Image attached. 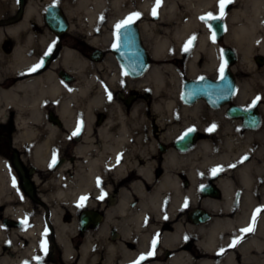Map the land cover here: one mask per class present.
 I'll use <instances>...</instances> for the list:
<instances>
[{"label": "flooded vegetation", "instance_id": "1", "mask_svg": "<svg viewBox=\"0 0 264 264\" xmlns=\"http://www.w3.org/2000/svg\"><path fill=\"white\" fill-rule=\"evenodd\" d=\"M92 7L0 0V264H176L179 223L216 238L215 249L202 251L201 232L186 236L181 251L191 258L231 255L239 264L243 253L258 264L264 100L235 114L202 100L200 109H153L144 77L169 62L180 88L187 52L153 58L140 24L156 25L155 7L131 22L147 56L145 68L132 69L143 56L117 42L124 20L92 16ZM177 98L180 108L193 107L180 89ZM176 187L192 191L179 207Z\"/></svg>", "mask_w": 264, "mask_h": 264}, {"label": "bare ground", "instance_id": "2", "mask_svg": "<svg viewBox=\"0 0 264 264\" xmlns=\"http://www.w3.org/2000/svg\"><path fill=\"white\" fill-rule=\"evenodd\" d=\"M81 1V0H80ZM91 1L93 4L92 16L100 14L104 11H109L117 18V20H125L133 13L147 16L150 10L155 8L159 11V19L162 20L164 28L161 26L159 31H162L163 36L159 32H155L156 25L140 24L142 32H146L152 36L151 54L154 59L166 60L180 55L185 51V45L189 47V41L192 34L202 27L201 17L208 16L207 14L213 11H219V0H160L157 5L156 0H82ZM235 10L226 15L228 22L227 29V45H230L239 54L240 66L245 68L248 73H252V67L248 61L249 55L254 51V48L259 49V54L264 55V0H232ZM86 7V6H85ZM231 7V6H230ZM229 7V8H230ZM135 8V9H134ZM136 18V17H134ZM133 18V19H134ZM226 21V20H225ZM164 28V29H163ZM163 29V30H162ZM262 32V33H261ZM208 32L205 36H201L197 45L194 44L188 49L186 59V76L189 79L197 77L199 74L209 75V69L215 63V57H220L217 50V42L206 44ZM149 44V39L147 40ZM200 53L206 57L205 68L199 70L197 60ZM248 61L250 67H245L244 62ZM169 62H164L161 65L153 66L148 74L144 77L143 82L152 90L155 100L153 109H163L167 113H172L176 109H200L199 104H193L191 108H180L178 104L177 88L178 81L176 71L169 65ZM178 89V90H177ZM251 90L243 86L240 88L239 94L236 97L235 103L239 106H244L253 102L254 98L264 100L261 94H249ZM248 97V98H247ZM255 99V100H256ZM264 109V107H262ZM162 110V111H163ZM192 191L183 193L176 187V205L181 203L185 198H188ZM202 233V236L197 240V247L202 251H212L215 249L216 238L213 235H206L204 227L193 228L187 226L182 228L181 224H176V264H235L232 261V256L227 255L223 261L216 262L206 258L193 259L182 250L180 246L184 238L190 234ZM214 234V232H212ZM253 240H250L252 245ZM241 262L239 264H248V256L240 254ZM253 261V258H251ZM258 264H264V256L259 255L257 258ZM237 264V263H236Z\"/></svg>", "mask_w": 264, "mask_h": 264}, {"label": "water", "instance_id": "3", "mask_svg": "<svg viewBox=\"0 0 264 264\" xmlns=\"http://www.w3.org/2000/svg\"><path fill=\"white\" fill-rule=\"evenodd\" d=\"M209 27L212 30L214 37L217 41H220L224 35L225 24L221 19H212L209 22ZM132 42L136 48L142 52L143 59L138 65H131L132 69L145 68L147 64V56L140 45V37L138 28L135 24H128L126 27H122L117 32V42ZM133 54L129 57H136ZM224 63L227 66L222 72L219 80H212L207 77L200 79H185L181 89V101L187 105H193L196 102L203 100L214 109L229 106L236 95L237 85L236 79L232 73V67L237 60L236 53L230 47H225L222 51ZM264 62L261 58L256 59V63L261 65ZM228 109H232V114H235L234 109H245L239 105L231 104ZM256 109V108H248Z\"/></svg>", "mask_w": 264, "mask_h": 264}, {"label": "rangeland", "instance_id": "4", "mask_svg": "<svg viewBox=\"0 0 264 264\" xmlns=\"http://www.w3.org/2000/svg\"><path fill=\"white\" fill-rule=\"evenodd\" d=\"M176 2H177V0H176ZM234 10H235V6H233L232 2L231 3H228L225 6V8H224V15H223V18H222L224 20V22L226 23V32H225V35H224V38H223V44L224 45H227L226 44L227 43V41H226L227 40L226 35H227V29H228L227 18H225V17H226L227 14H228L227 16H229V14L232 13ZM211 14L213 16H219L220 10L219 11H216L215 10ZM207 17L208 16H206L205 19L202 20V27L198 28L194 32V34H192L193 37L190 38L191 43H190L188 49L191 48L192 46H194V44L197 45L199 38L201 36H203V35L205 36V34L207 32H209L208 21L210 19L207 18ZM143 20H147V18L144 17ZM163 23L164 22H162V20L159 19L157 21L156 27H155L156 28L155 32L156 33L159 32V35H161V36H163L164 34L162 33V31H159L158 29H161V26H163L164 28L166 27L165 25H163ZM190 40H186V42H188ZM205 40H206V44L207 45H209L210 42H214V41H211L210 39H206V38H205ZM227 46H229V45H227ZM221 47H222V44L221 43L216 46L217 50H219V53L221 51ZM183 52L185 53V51H182V53ZM236 53H237V62H236V64L233 65L232 71H233V75H234V77L236 79V83H237V89H238L237 95L239 94L240 88H242L243 86H245V88L251 90V91H249L250 92L249 94H254V95L255 94H261L264 97V63H262L261 65H258L256 63V57H260L262 60H264V55L259 54V49H257V48L255 49L254 48V51H252V53L249 55V59H248V61L250 62V65H251L253 71H252V73L251 72L248 73L245 70V68H242L240 66V64H241L240 61L241 60H240V57H239V54H238L237 51H236ZM219 58H221V54H220V57ZM219 58H218V56H216L215 57V63L212 64V66L209 68L212 71L211 74H209V75L199 74L197 77H193V78H196L197 79V78H200V77H203V76L209 77V78L217 77L220 74L221 65L223 64V66H224V63L222 62V58L220 59V61H219ZM197 60L199 61V64H198L199 70L204 69L205 68V63H206V57H205V55L203 53H200V56H198ZM248 61L244 62L245 67H250ZM178 67L180 69V73L182 75H186L185 74L186 73V70H187L186 63H185V66L183 64V66L182 65H180V66L178 65ZM186 78H189V77L186 76ZM181 82H180V85H181ZM237 95H236V97H237ZM236 97H235L233 103H235ZM255 99L256 98H254L253 102H250V103L244 105L243 107H249V106L253 105L254 104V101L257 100V99L255 100Z\"/></svg>", "mask_w": 264, "mask_h": 264}, {"label": "snow or ice", "instance_id": "5", "mask_svg": "<svg viewBox=\"0 0 264 264\" xmlns=\"http://www.w3.org/2000/svg\"><path fill=\"white\" fill-rule=\"evenodd\" d=\"M231 2H232V0H219V9H220V14H219V16H213L211 13H209L207 18H209V19H221V18H223V15H224V8H225V6H226L228 3H231ZM156 3H157V5H159L160 0H156ZM155 14H156V9L153 8V15H155ZM134 17L138 18V17H139V13H133L131 16H129L128 18H126L124 21L118 23V24L116 25V29L119 30V29L122 28V27H126L128 24H130V23L132 22V20H133ZM201 19L203 20V19H205V17H201ZM213 40H214V37H213ZM188 43L190 44V43H191V40H190ZM184 50H185V51L188 50V45H185ZM39 67H40V65L38 64V65H36L33 69H31V71H36ZM223 67H224V66H223V64H222V65H221V72H223ZM109 98H110V97H109ZM254 103H255V101H254ZM79 130H80V128H79V124H78V126H77V130L73 133V135H77V134L79 133ZM53 163H55V157L53 158ZM212 171H213V173L215 174V172L217 171V169H213ZM98 184H99V181H98ZM100 198L102 199V198H103V195H101ZM85 199H86V197H81V200H82V201L85 200ZM78 206H80V205H78ZM260 211H262V210H261V209H257V210H256V212H260ZM255 218H256V216H255V213H254V214H253V218H252L253 223L255 222ZM252 230H253V228H252V226L250 225L248 228L242 229L241 231L247 233V232H251ZM238 242H239L238 240H234V241L232 242V245H231V246H235V244L238 243ZM152 244H153V247H154L155 244H156V241L153 240ZM41 246H42V248L45 247V245H44L43 242H42V245H41ZM151 254H152V253H149V255H151ZM141 259H144V257L142 256ZM137 264H138V262H137Z\"/></svg>", "mask_w": 264, "mask_h": 264}]
</instances>
